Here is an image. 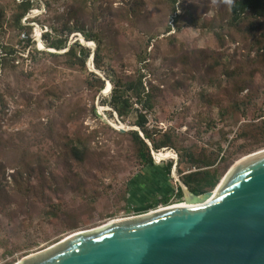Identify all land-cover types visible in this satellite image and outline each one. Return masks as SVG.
<instances>
[{
	"label": "rangeland",
	"instance_id": "1",
	"mask_svg": "<svg viewBox=\"0 0 264 264\" xmlns=\"http://www.w3.org/2000/svg\"><path fill=\"white\" fill-rule=\"evenodd\" d=\"M118 5L114 2V8ZM44 11L40 1L26 18ZM176 14L182 18L174 21ZM146 17L136 27L124 18L115 20L119 36L114 45L104 46L102 57L107 73L113 70L122 79L142 73L144 84L153 86L154 108L144 111L147 127L158 143H167L154 152L149 144L154 165L140 160L127 133L133 129H117L132 126L144 137L134 125L137 110L122 119L109 104L112 83L95 67L94 41L86 43L78 33L71 37L91 49L85 67L70 68L63 56L38 53L25 63L32 71L29 78L0 75V134L22 145L11 152L0 148L5 180L12 185L13 165L31 163L55 173L58 182L56 193L46 189L44 197H20L0 215V264H18L76 231L190 202L182 185L183 175L195 170L190 156L212 160L220 170L217 184L206 188L210 191L237 161L264 149V52H257L245 25H230L223 38L217 37L219 23L231 20L228 2L178 0L171 12L159 0H149ZM33 24L36 47L49 50L39 42L46 28ZM145 33L158 35L149 40ZM20 38L8 32L4 42L21 49ZM91 72L106 79L99 94L87 84ZM75 134L89 139L84 164L65 153L66 136ZM166 197L168 202H162ZM50 201L59 206L57 215L48 212Z\"/></svg>",
	"mask_w": 264,
	"mask_h": 264
},
{
	"label": "trees",
	"instance_id": "2",
	"mask_svg": "<svg viewBox=\"0 0 264 264\" xmlns=\"http://www.w3.org/2000/svg\"><path fill=\"white\" fill-rule=\"evenodd\" d=\"M40 1L45 4V11L32 19L26 18L33 9L39 8ZM177 1L159 0V4H166L171 8V12H175ZM222 1H227L230 6L231 20L227 25L223 22L219 23V29L215 30L217 37L223 38L225 35L222 34V31L226 27L229 28L230 25L237 29L240 25H245L244 31H249L254 36L253 45L257 48V52H264V0H219V2ZM114 2L119 3L118 7L114 8ZM148 2L149 0L0 1V75L4 76L13 72L18 78L22 76L29 78L32 71L25 68V63L35 61L38 53H47L53 57L63 56L70 68L85 67L91 56V49L82 44L79 39L71 42V37L78 33L86 41H94L97 45L93 54L95 67L105 72L106 78L112 83L109 104L122 119L132 110L139 112L134 125L139 127L144 137L136 129L128 130L127 133L137 148L138 156L143 164L145 166L154 165L150 145L153 147L152 150L158 151L166 147L167 143H158L147 127L148 119L144 111L154 108L153 86L148 87L144 84L142 73L137 76L125 75L123 79L113 70L112 74L107 73L103 67L102 57L104 46L114 45L119 36L118 28L114 27V21H123L124 18L133 27L146 22V4ZM176 18L179 19L182 16L176 14L174 21ZM33 22H38L43 29L46 28L40 35L41 41L47 49L55 51L41 50L36 47ZM8 32L15 34L17 38L21 36L17 41L21 44V49L16 48L11 42H4V37ZM145 35L149 36V40H153L158 33H145ZM185 57L189 58L187 55ZM87 84L91 89H94L96 94H99L106 86V79L91 72ZM48 89V92L53 91L49 87ZM240 90L242 89L240 88ZM56 100L59 103L62 98L56 97ZM106 102L104 101V104ZM134 104L141 107L135 108ZM72 118H76V116ZM0 119H2L1 116ZM14 141V139H5L0 134V148L3 152L21 150L22 145ZM88 145L89 139L80 134L66 136L65 153L70 159L84 164L89 151ZM20 152L24 154V151ZM189 158L191 165L195 166V170L183 175V183L195 194H202L206 192L207 187H214L220 178V170L215 162L206 158L196 159L193 156ZM41 165L39 164L37 168L31 163L20 166L13 165L14 171L10 174L12 185H10L9 181L5 180L4 166L0 162V215H6L13 203L18 204L20 197L27 199L33 194L44 197L46 189L56 193L54 186L58 184L57 175L51 171L47 173V170L43 169ZM171 167L172 161L166 166L168 173H170ZM33 180H36L37 183L34 184ZM181 195L182 193H179L180 197ZM186 196L189 199L187 191ZM168 200L166 197L162 202L167 203ZM47 208H49L48 212L52 214L57 215L59 211V206L52 201L48 203Z\"/></svg>",
	"mask_w": 264,
	"mask_h": 264
},
{
	"label": "water",
	"instance_id": "3",
	"mask_svg": "<svg viewBox=\"0 0 264 264\" xmlns=\"http://www.w3.org/2000/svg\"><path fill=\"white\" fill-rule=\"evenodd\" d=\"M182 185L190 202L70 233L18 264H264V149L237 161L214 190Z\"/></svg>",
	"mask_w": 264,
	"mask_h": 264
},
{
	"label": "bare ground",
	"instance_id": "4",
	"mask_svg": "<svg viewBox=\"0 0 264 264\" xmlns=\"http://www.w3.org/2000/svg\"><path fill=\"white\" fill-rule=\"evenodd\" d=\"M39 42H42L41 40H39ZM253 154V153H252ZM244 158H246V156L245 157H243L242 159H244ZM183 203H187V202H183ZM179 204H182V203H179ZM173 205H177V204H173ZM115 220V219H114ZM112 221V220H111Z\"/></svg>",
	"mask_w": 264,
	"mask_h": 264
}]
</instances>
